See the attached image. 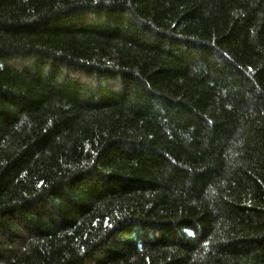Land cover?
<instances>
[{"label":"trees","instance_id":"1","mask_svg":"<svg viewBox=\"0 0 264 264\" xmlns=\"http://www.w3.org/2000/svg\"><path fill=\"white\" fill-rule=\"evenodd\" d=\"M0 264H264V0H0Z\"/></svg>","mask_w":264,"mask_h":264}]
</instances>
